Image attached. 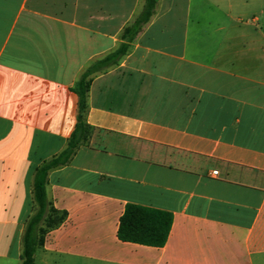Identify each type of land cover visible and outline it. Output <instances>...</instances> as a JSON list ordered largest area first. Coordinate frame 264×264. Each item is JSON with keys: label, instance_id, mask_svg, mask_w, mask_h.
I'll list each match as a JSON object with an SVG mask.
<instances>
[{"label": "crops", "instance_id": "obj_1", "mask_svg": "<svg viewBox=\"0 0 264 264\" xmlns=\"http://www.w3.org/2000/svg\"><path fill=\"white\" fill-rule=\"evenodd\" d=\"M143 5L0 0V264L22 263L35 173L76 129L75 84ZM129 45L92 77L88 142L49 173L67 219L35 264H264V0H160ZM128 204L173 216L165 246L118 238Z\"/></svg>", "mask_w": 264, "mask_h": 264}, {"label": "trees", "instance_id": "obj_2", "mask_svg": "<svg viewBox=\"0 0 264 264\" xmlns=\"http://www.w3.org/2000/svg\"><path fill=\"white\" fill-rule=\"evenodd\" d=\"M159 1L144 0L141 13L123 34L124 43L116 52L88 67L75 84L73 91L79 99L76 129L67 149L57 158L45 162L35 173L33 181L35 210L26 223L22 239L21 264H35L36 254L44 247L47 234L59 228L67 219V213L56 210L49 199L47 181L49 173L68 164L76 150L86 144L91 136V127L87 124L86 114L89 108L88 93L92 77L108 66L116 65L128 52L129 44L137 38L155 15ZM172 224L173 216L168 212L128 204L120 220L118 238L127 243L161 248L168 241Z\"/></svg>", "mask_w": 264, "mask_h": 264}, {"label": "built area", "instance_id": "obj_3", "mask_svg": "<svg viewBox=\"0 0 264 264\" xmlns=\"http://www.w3.org/2000/svg\"><path fill=\"white\" fill-rule=\"evenodd\" d=\"M214 174L217 175V172H215Z\"/></svg>", "mask_w": 264, "mask_h": 264}]
</instances>
